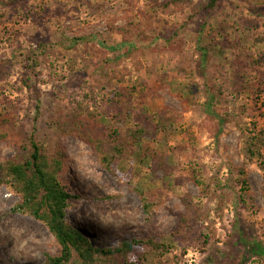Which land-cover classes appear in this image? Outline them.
I'll list each match as a JSON object with an SVG mask.
<instances>
[{"label":"rangeland","instance_id":"1","mask_svg":"<svg viewBox=\"0 0 264 264\" xmlns=\"http://www.w3.org/2000/svg\"><path fill=\"white\" fill-rule=\"evenodd\" d=\"M210 7L0 0V165L25 164L32 138L63 153L79 197L69 224L97 248L141 244L115 264H264V164L250 146L264 159V0ZM72 122L124 147L114 173L79 128L60 129ZM22 203L0 186V264L61 254Z\"/></svg>","mask_w":264,"mask_h":264},{"label":"trees","instance_id":"2","mask_svg":"<svg viewBox=\"0 0 264 264\" xmlns=\"http://www.w3.org/2000/svg\"><path fill=\"white\" fill-rule=\"evenodd\" d=\"M218 0H210V8H214ZM137 119V130L129 132L133 137L145 134V127ZM120 120V119H119ZM65 133H73L79 126L75 122L68 126L59 124ZM81 131V129H78ZM118 135L119 131H113ZM81 138L94 144L95 155L101 166L109 173H114L113 165L116 160L122 159L125 149L114 143L106 149L105 141H94L91 134L85 135L81 131ZM86 137V138H85ZM31 155L23 165L13 163L0 165V186H6L12 193L18 195L23 203L21 209L30 213L38 221L42 222L50 231L51 235L61 247V254L49 256L44 264H115L121 257L129 261V255L141 244L136 241L124 242L121 246L113 249L97 248L89 238L81 231L75 229L67 220V212L72 207V201L79 200L78 196L71 194L63 185L60 175L64 168L63 153L52 157L47 153L43 145L31 139ZM251 146V157L259 156L261 164H264L260 152ZM61 152V151H60ZM244 183H247L245 181ZM143 204L150 212L149 199L145 194L141 195ZM144 245L157 247L154 242L145 241ZM256 253H262L260 245H256ZM74 254L78 256L74 260Z\"/></svg>","mask_w":264,"mask_h":264},{"label":"crops","instance_id":"3","mask_svg":"<svg viewBox=\"0 0 264 264\" xmlns=\"http://www.w3.org/2000/svg\"><path fill=\"white\" fill-rule=\"evenodd\" d=\"M264 34V33H263ZM262 46H264V42H263V44H261Z\"/></svg>","mask_w":264,"mask_h":264}]
</instances>
